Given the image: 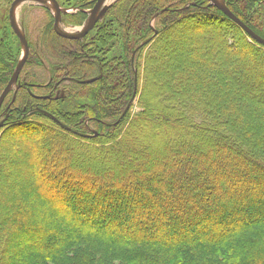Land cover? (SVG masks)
I'll return each mask as SVG.
<instances>
[{
    "label": "trees",
    "instance_id": "obj_1",
    "mask_svg": "<svg viewBox=\"0 0 264 264\" xmlns=\"http://www.w3.org/2000/svg\"><path fill=\"white\" fill-rule=\"evenodd\" d=\"M224 2L264 37V0ZM44 12L35 81L0 108V264H264V46L209 0H117L83 41Z\"/></svg>",
    "mask_w": 264,
    "mask_h": 264
},
{
    "label": "rangeland",
    "instance_id": "obj_2",
    "mask_svg": "<svg viewBox=\"0 0 264 264\" xmlns=\"http://www.w3.org/2000/svg\"><path fill=\"white\" fill-rule=\"evenodd\" d=\"M83 1L86 4H89V6H86V7L74 6L75 2H77V3L81 2L82 3ZM93 1L94 0H56L58 6L60 8V17H59V22H58L59 27L62 30L66 31V32H69V33L79 32L84 27L86 22L89 20V11L91 9L92 4L93 5L95 4V2H93ZM116 1L117 0H105L102 3V5L99 8L98 12H100V10L101 11L104 10V11L102 13H99V17L95 21L94 27H92L82 38H84V37L88 38V37L95 36V34L97 32V29H98L96 22L99 21V20H102L104 18L106 10L109 8L110 5H112ZM258 2H260V1H258ZM44 9H47L49 14L53 17L55 9L52 6L51 2H49V1H46V2H41V1H23V2H19V3H17L15 5L14 11H13L14 21H15V24L17 25V27L19 28V30L21 31L22 35L24 36V38L26 40V43H27L28 48H29V53L36 54V51H38L40 49V41L42 40V37H43L42 31L44 29V27H43L44 23L43 22H44V17L46 16L45 12H44ZM79 10H82L86 14L85 20L81 24H76L75 22H71L68 19L65 20L66 14L75 13L76 11H79ZM254 18L259 20L260 23L262 25H264V7H263V9H261L260 12L257 11V13H255ZM153 20H154V18L152 17L151 21H150L151 24L153 23ZM255 34H257V33H255ZM259 36L264 39V37H262L261 35H259ZM82 38H80V39L82 40ZM252 39L254 41H256L254 38H252ZM0 41H2L4 43V45H5V47L7 48L8 51H9V49L11 51H13L12 53L16 56L15 58L17 59V62H18L19 58L21 57V55L23 53V45L20 42V40L15 36V34H14V32H13L11 26H10L9 19H8V8H7V5L1 0H0ZM47 48H48V51H49L50 50L49 47H47ZM33 72H34L33 69L28 68V66H26V65L23 66L21 71H20V73H19V75H18V77H17V79H16V81L13 83V85L11 86V88L9 89L7 94L5 95L3 101H5V98L7 96H9V99L11 101L15 100L16 99L15 97L18 94V92L21 93L23 91L22 87L25 84V82H27L28 80H33ZM33 81H35V80H33ZM36 84H40V83H36ZM3 89H4V87L2 88V90ZM21 89H22V91H21ZM2 90L0 91V93L2 92ZM54 94H55V97L60 96V94L57 91H55ZM136 96L137 95H135V93H134L133 97L131 98V102H130V103L133 102V105L130 106L131 110L133 112H135L136 109H137V107L134 105L135 100H136ZM3 101H2V103H3ZM79 101L80 100H78V102ZM85 102H88V100L86 99ZM60 106H62L63 108H66L65 110H67L69 112L73 111L74 114L77 113V110L74 109L75 107H73V108L72 107H67L66 104H64V103H61ZM0 108H1V106H0ZM70 115L73 116L72 114H69V116ZM5 118H6L5 117V113H3V111L0 110V125L3 123V120H5ZM92 130H94V129L92 127H89V131H92ZM3 132H4L3 128H0V135H2ZM10 133H11V131L8 130V131H6L3 134V137L5 138L4 141H7L9 139L13 140L14 138L15 139L16 138H20L19 134L18 135H15V134L11 135ZM47 133H50L49 129H42L39 132H35V131L26 132L23 135H26V136H29V135L32 136L33 135L35 138H39L41 136H44V134H47ZM15 139L13 141H15ZM145 142H146V144H150L152 146L159 147L161 149L162 145H161V140L160 139H158L157 141L156 140L147 139V141H145ZM8 143H11V142H8ZM12 143H14V142H12ZM17 143H19V142H17ZM7 145H9V144H7ZM96 158H98V160H100V156H96ZM82 161H83L82 159L77 158V159H75V164H77V166H82L83 165V166H86V167H90L92 165V163H93V161L91 159H89L86 164H81ZM113 161H114L115 165L118 166L116 164L117 161H115V160H113ZM107 163H110V162H106V163H104L102 165V167H104L105 170H107L106 168H108ZM12 164H13V166H17L18 165V163L16 161L12 162ZM119 166L122 167V169H123V167H125L124 163L123 164H119ZM1 169H3V172L6 175H9L10 172L5 166L2 165ZM86 192H87V190L82 191V193H84L82 196H85ZM4 194L7 195L6 193H4ZM118 202H120V201H118ZM122 206H123V208L121 209V211L124 212V213H126V210L130 208L129 204L121 205V207ZM125 208H127V209H125ZM20 244H23V241L11 244L12 248L14 247V249L13 250H11V249L9 250L10 254H14L15 255V253H17V251H15V248L20 250V248H19Z\"/></svg>",
    "mask_w": 264,
    "mask_h": 264
},
{
    "label": "water",
    "instance_id": "obj_3",
    "mask_svg": "<svg viewBox=\"0 0 264 264\" xmlns=\"http://www.w3.org/2000/svg\"><path fill=\"white\" fill-rule=\"evenodd\" d=\"M22 1H30V0H13L10 8H9V23L10 26L13 30V32L16 34V36L19 38L20 42L23 45V53L21 55V57L19 58L14 71L11 75V77L9 78L6 86L4 87V89L2 90V92L0 93V106L1 103L5 97V95L7 94V92L9 91V89L11 88V86L13 85V83L16 81L18 74L21 70V68L23 67V64L27 58V54H28V46L26 43V40L24 38V36L22 35V33L19 31V29L17 28L15 21H14V17H13V10L15 8V5L19 2ZM31 1H41V2H46V1H50L53 3V7L55 9V16H54V28L56 30V33L59 34L62 37L65 38H71V39H78L83 37L94 25L95 21L98 19L99 17V13H102L104 10H100V12H98L102 2L104 0H96L95 4L93 5V7L90 9V14H89V22L87 23V25L85 26V28L78 33L75 34H70V33H66L63 32L59 29H57V20L59 18V13H60V8L56 2V0H31ZM210 2L216 7L218 8L225 16H227L230 20H232L235 24H237L243 31H245L247 34H249L252 38H254L257 42L261 43L264 45V39L261 38L259 35L255 34L246 24H244L226 5L222 0H210ZM95 78L92 79H88L86 81H82V82H90L93 81ZM48 97V96H47ZM51 116V115H50ZM52 118H54L53 116H51Z\"/></svg>",
    "mask_w": 264,
    "mask_h": 264
},
{
    "label": "bare ground",
    "instance_id": "obj_4",
    "mask_svg": "<svg viewBox=\"0 0 264 264\" xmlns=\"http://www.w3.org/2000/svg\"><path fill=\"white\" fill-rule=\"evenodd\" d=\"M244 23V22H243ZM245 24V23H244ZM245 32V31H244ZM246 33V32H245ZM15 34V33H14ZM15 36H16V34H15ZM17 37V36H16ZM56 85H57V83H56ZM48 96V97H47ZM44 97H47V98H49L50 97V95L49 94H47V95H45ZM86 123H87V120H86ZM47 128V126H45V127H36L33 131H35V132H39V131H41L42 129H46ZM109 209H111V208H109ZM108 213V212H107ZM109 214V213H108Z\"/></svg>",
    "mask_w": 264,
    "mask_h": 264
}]
</instances>
